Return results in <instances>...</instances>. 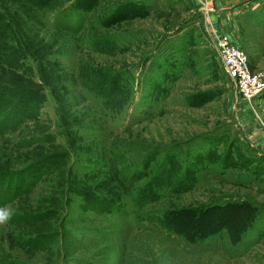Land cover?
<instances>
[{
  "label": "rangeland",
  "instance_id": "374dc122",
  "mask_svg": "<svg viewBox=\"0 0 264 264\" xmlns=\"http://www.w3.org/2000/svg\"><path fill=\"white\" fill-rule=\"evenodd\" d=\"M59 1L0 6L37 28L59 79L35 118L0 131V172L64 154L12 203L0 181V264H264V90L243 102L214 48L225 35L264 80V0H93L76 19ZM58 127L73 135L39 144Z\"/></svg>",
  "mask_w": 264,
  "mask_h": 264
},
{
  "label": "trees",
  "instance_id": "16d2710c",
  "mask_svg": "<svg viewBox=\"0 0 264 264\" xmlns=\"http://www.w3.org/2000/svg\"><path fill=\"white\" fill-rule=\"evenodd\" d=\"M2 5L0 6H6L7 0H1ZM69 1L71 2L72 6H68L69 9L63 11L66 18H69L72 16L74 19H76L77 15L76 13L78 11L86 10L90 7V5L93 4V0H60L59 5L61 8L62 6L69 4ZM20 3L27 7V9L32 11H41L48 9L49 7L54 5L53 0H20ZM88 6V7H87ZM51 10V9H50ZM14 11V10H13ZM20 11L18 12V14ZM14 20H17V16L15 19L12 18L11 11H9V14H5L0 12V47L1 44L4 46L6 43L10 44L3 47L4 53L2 54L3 57H0V68H4L3 70L10 72L12 76H15L18 78L19 81L22 82L23 85L17 84L13 82L12 80H9V77L5 81L4 78L0 79L2 81H5L3 83H0V96H8L9 94H12L13 100L15 101V97L17 96L18 99L21 98V101L17 99V102L14 104L13 109L6 111L5 115L2 116L0 120V131H10L12 128H14L16 125H19L23 123L24 121L32 120V118H35L37 109H36V103L35 101H38L35 96V93H44V94H50L53 95L52 88H50L47 84H55L59 82L58 76H54L53 74V65H50L46 68L43 63L48 64L46 59V56H50L49 51L51 50V47H48L45 45L43 41H39V43H35L33 41L36 36L34 34H38L37 28H25V23H22L21 26L14 22ZM69 25V24H68ZM64 32L72 33L76 29L74 27H64L61 28ZM27 34L34 36V38L29 39ZM8 41V42H7ZM45 50V51H44ZM43 52V55H41ZM47 53V55L45 54ZM25 60H29L32 63V66L29 67L25 64ZM44 68V69H43ZM4 73V71H2ZM27 74L29 76H27ZM34 78L38 79V84L35 83L33 80ZM47 78L48 81H46L45 78ZM11 85V86H9ZM17 85V86H16ZM25 86V87H24ZM35 87V88H34ZM34 88V89H33ZM43 90V91H42ZM45 91V92H44ZM42 94V97L43 95ZM15 95V96H14ZM26 95V96H25ZM31 99L34 101V105L27 103ZM10 100V99H9ZM30 104V105H29ZM29 105V106H28ZM32 105V106H31ZM60 135H56V133H48L46 134V137L43 136L42 139L39 140V144L44 145V143L49 142L48 139H51V143L53 145H50L49 147H54V142H57V139L66 141L67 138L70 139V133H68L65 130L60 129ZM39 138H36V140ZM63 153H50L46 155L45 159H42V161L36 163L40 164L38 165V170L41 171L39 174H37V181L40 176L46 174L48 172V169L50 170L53 163L52 159L55 158H63ZM56 160H53L55 162ZM50 163V165H47ZM35 164V165H36ZM35 165H31L28 167H24L19 171L15 172H6L2 170L0 172V181H6V188H4L3 191L8 196V199L6 200L5 204H8L7 202L10 199H12L14 196H17L18 194L24 192L27 188L22 187L21 185L24 184L25 179L27 180L28 173H32L35 168ZM37 168V167H36ZM48 168V169H47ZM33 169V170H32ZM53 170V169H52ZM51 170V171H52ZM26 174V175H25ZM35 183V182H34ZM33 185V183H32ZM26 188V189H25ZM23 189V190H22ZM22 190V191H21ZM83 200H87L89 202L90 200L94 201V193H88V192H81L80 193ZM103 200V199H102ZM101 201V199L99 200ZM12 203V202H11ZM3 202L0 201V209L4 208L5 205ZM35 211V212H34ZM33 213L36 215V219L42 220L40 216L45 217L47 215V212L40 213L37 210H34ZM158 225L163 230H168L170 232L175 233L172 231V229H169L165 226H163V222L161 218L158 221Z\"/></svg>",
  "mask_w": 264,
  "mask_h": 264
},
{
  "label": "built area",
  "instance_id": "2783aa9c",
  "mask_svg": "<svg viewBox=\"0 0 264 264\" xmlns=\"http://www.w3.org/2000/svg\"><path fill=\"white\" fill-rule=\"evenodd\" d=\"M203 12L208 15L210 10L203 4ZM214 48L221 66L232 81L239 97L246 103H252L264 90V80L250 72L244 53L232 45L225 35H215Z\"/></svg>",
  "mask_w": 264,
  "mask_h": 264
},
{
  "label": "clouds",
  "instance_id": "9594fccd",
  "mask_svg": "<svg viewBox=\"0 0 264 264\" xmlns=\"http://www.w3.org/2000/svg\"><path fill=\"white\" fill-rule=\"evenodd\" d=\"M11 214L5 210H0V223H4L10 219Z\"/></svg>",
  "mask_w": 264,
  "mask_h": 264
}]
</instances>
